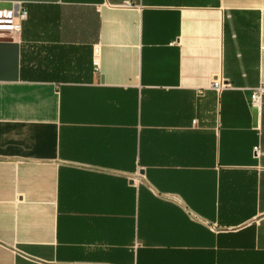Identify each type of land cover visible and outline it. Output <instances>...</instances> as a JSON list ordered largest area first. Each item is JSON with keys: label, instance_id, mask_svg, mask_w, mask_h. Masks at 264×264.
Masks as SVG:
<instances>
[{"label": "crops", "instance_id": "crops-1", "mask_svg": "<svg viewBox=\"0 0 264 264\" xmlns=\"http://www.w3.org/2000/svg\"><path fill=\"white\" fill-rule=\"evenodd\" d=\"M12 4L0 264H264V0Z\"/></svg>", "mask_w": 264, "mask_h": 264}, {"label": "built area", "instance_id": "built-area-1", "mask_svg": "<svg viewBox=\"0 0 264 264\" xmlns=\"http://www.w3.org/2000/svg\"><path fill=\"white\" fill-rule=\"evenodd\" d=\"M26 19V11L19 4H12L9 7L0 6V40L15 41L21 29V24ZM93 66L97 67V62L93 61ZM224 85L220 80H214L210 84V88L216 92L220 91ZM264 96V84H261L250 91L249 103L254 108L256 115L260 114V101ZM253 154L256 156L258 148H252Z\"/></svg>", "mask_w": 264, "mask_h": 264}]
</instances>
